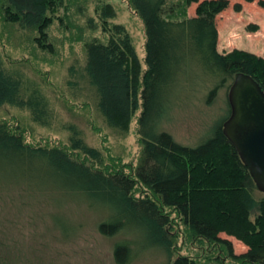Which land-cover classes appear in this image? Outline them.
Masks as SVG:
<instances>
[{
  "label": "trees",
  "instance_id": "trees-1",
  "mask_svg": "<svg viewBox=\"0 0 264 264\" xmlns=\"http://www.w3.org/2000/svg\"><path fill=\"white\" fill-rule=\"evenodd\" d=\"M63 1L0 0V18L33 31L36 46L50 51L47 29L60 19ZM125 2L142 25L145 68L140 72L124 27L109 22L112 7L101 4L94 13L104 38L81 42L80 73L109 128L126 131L139 107L136 162L129 166L112 155L105 160L72 123L61 126L66 131L64 142L45 138L32 143L25 140L26 129L14 117L0 118V241L4 243L0 254H11L8 248L14 241L7 237L14 224L11 216L30 210L60 212V207L67 210L69 204H78L99 216L94 226L99 235L136 231L142 245H157L167 253L168 264H264V196L255 197L247 168L221 131L229 114L227 90L233 76L249 75L264 92V60L244 52L217 51L214 17L228 0H200L194 15L184 18L175 15L180 0ZM256 2L264 9V0ZM233 9L238 11L239 3ZM86 22L91 26L92 18ZM197 75L210 82L202 90L204 103H211L223 88L226 108L206 137L190 146L174 140L161 124L173 101L181 99L183 90L188 93L187 86ZM2 105L25 110L29 120L41 126H49L52 118L38 88L16 68H7L0 56ZM170 214L181 226L179 232L169 229ZM175 233L182 241L217 254L202 261L178 254ZM220 233L239 241L245 251L233 253ZM132 252L129 240H116L111 257L115 264H127Z\"/></svg>",
  "mask_w": 264,
  "mask_h": 264
},
{
  "label": "rangeland",
  "instance_id": "rangeland-1",
  "mask_svg": "<svg viewBox=\"0 0 264 264\" xmlns=\"http://www.w3.org/2000/svg\"><path fill=\"white\" fill-rule=\"evenodd\" d=\"M256 1L228 0L227 7L215 15L218 52H244L264 60V9ZM198 2L200 0L185 4L180 0L181 7L175 15L177 18L193 16ZM234 3H239L238 11L233 9ZM63 4L65 8L60 9V19H54L47 29L50 51L36 46L33 31L6 24L0 18V56L4 65L19 70L24 79L38 88L52 115L49 126H41L31 122L25 110L2 105L0 118L14 117L26 129L25 140L32 143L45 138L64 142L66 131L62 130V124H75L86 144L97 148L105 160L112 155L133 166L139 151L135 123L139 107L126 131L119 132L106 126L96 109L93 91L80 73L83 65L81 42L91 37L104 38L94 7L109 4L114 13L109 22L120 24L126 30L141 72L145 68L141 22L125 0H64ZM81 8L83 12L77 11ZM88 17L92 18L91 26H87ZM189 85L188 93L183 90L181 99L173 101L169 116L161 127L178 143L193 146L202 141L212 125L222 118L226 105L223 88L218 90L211 103H204L202 90L210 82L200 79L199 75ZM254 195L258 198L264 196V192L255 189ZM68 206L67 210L60 207V212L30 210L11 216L14 224L7 237L14 243L11 242L8 248L10 255L0 254V264H115L111 257L112 244L122 239L129 240L133 250L127 264H168L167 253L157 245H142V238L136 231L103 237L94 229L99 217L96 218L95 212L79 208L78 204ZM172 219L169 229L172 233L179 232L181 226ZM175 235L173 246L178 254L197 261L217 254L216 250L205 251V246L182 241L179 233ZM219 237L230 242L233 253L245 251V246L233 237L223 233ZM0 243L4 246L3 241Z\"/></svg>",
  "mask_w": 264,
  "mask_h": 264
},
{
  "label": "water",
  "instance_id": "water-1",
  "mask_svg": "<svg viewBox=\"0 0 264 264\" xmlns=\"http://www.w3.org/2000/svg\"><path fill=\"white\" fill-rule=\"evenodd\" d=\"M227 102L222 134L247 168L255 189L264 192V92L252 77L236 73Z\"/></svg>",
  "mask_w": 264,
  "mask_h": 264
}]
</instances>
